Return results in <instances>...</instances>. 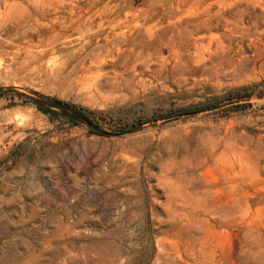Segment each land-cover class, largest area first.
I'll return each mask as SVG.
<instances>
[{
    "label": "rangeland",
    "instance_id": "374dc122",
    "mask_svg": "<svg viewBox=\"0 0 264 264\" xmlns=\"http://www.w3.org/2000/svg\"><path fill=\"white\" fill-rule=\"evenodd\" d=\"M0 264H264V0H0Z\"/></svg>",
    "mask_w": 264,
    "mask_h": 264
},
{
    "label": "trees",
    "instance_id": "16d2710c",
    "mask_svg": "<svg viewBox=\"0 0 264 264\" xmlns=\"http://www.w3.org/2000/svg\"><path fill=\"white\" fill-rule=\"evenodd\" d=\"M9 89H19L17 87H11ZM35 95L39 98L37 101V104L39 108H41L43 111H51L52 109H59L60 111H64V115H66L71 121L74 123H85L90 126L91 131L97 132L100 134H108V133H114V134H120V133H126L134 130H138L144 127L145 122H134L131 127H124L119 128L114 131H108L106 128L100 125L99 121L95 119L91 115V110L72 104L70 102L63 101L59 98H55L52 96H45L43 94H40L38 92L35 93ZM60 104L62 106H60ZM202 105H196V106H187L180 108L169 115H179L184 113H192L196 112L200 109H202ZM167 115V116H169Z\"/></svg>",
    "mask_w": 264,
    "mask_h": 264
},
{
    "label": "bare ground",
    "instance_id": "6f19581e",
    "mask_svg": "<svg viewBox=\"0 0 264 264\" xmlns=\"http://www.w3.org/2000/svg\"><path fill=\"white\" fill-rule=\"evenodd\" d=\"M119 6V5H118ZM104 11V15L101 16L100 18L104 19V20H101L99 22V24H103L105 23L106 21L107 22H110V21H113V20H116L117 17H116V13H117V7L115 6V4L113 3H104L103 6L101 7ZM93 14V13H92ZM83 14H81L82 16ZM94 15V14H93ZM89 18V16H87ZM86 17V18H87ZM91 17V16H90ZM92 19V18H91ZM96 19V18H94ZM92 19V20H81L79 18H73V19H70V20H65V26L68 28V29H76V28H81V27H85L87 25H93L95 24V20ZM97 23V22H96ZM101 27V25H100ZM88 28V27H87ZM144 29V28H143ZM142 29V30H143ZM146 34V32H144ZM143 33V34H144ZM122 34V33H121ZM113 35V34H112ZM111 35V36H112ZM122 35H120L121 37ZM124 37V36H122ZM121 41V39H120Z\"/></svg>",
    "mask_w": 264,
    "mask_h": 264
},
{
    "label": "water",
    "instance_id": "95a60500",
    "mask_svg": "<svg viewBox=\"0 0 264 264\" xmlns=\"http://www.w3.org/2000/svg\"><path fill=\"white\" fill-rule=\"evenodd\" d=\"M17 88H21V87H18V86H17ZM21 89H22V88H21ZM174 116H176V115H169V116H165L164 118H165V119H171V118H173Z\"/></svg>",
    "mask_w": 264,
    "mask_h": 264
}]
</instances>
